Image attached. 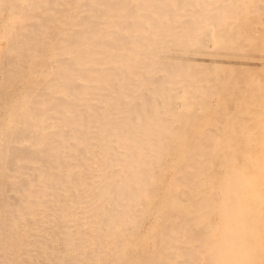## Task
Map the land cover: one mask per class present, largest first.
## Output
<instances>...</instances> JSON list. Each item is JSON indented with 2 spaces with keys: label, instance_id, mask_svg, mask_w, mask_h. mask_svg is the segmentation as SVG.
I'll list each match as a JSON object with an SVG mask.
<instances>
[{
  "label": "bare ground",
  "instance_id": "bare-ground-1",
  "mask_svg": "<svg viewBox=\"0 0 264 264\" xmlns=\"http://www.w3.org/2000/svg\"><path fill=\"white\" fill-rule=\"evenodd\" d=\"M261 14L0 0V264H264Z\"/></svg>",
  "mask_w": 264,
  "mask_h": 264
},
{
  "label": "rangeland",
  "instance_id": "rangeland-1",
  "mask_svg": "<svg viewBox=\"0 0 264 264\" xmlns=\"http://www.w3.org/2000/svg\"><path fill=\"white\" fill-rule=\"evenodd\" d=\"M264 19V16L261 14L260 16L256 17V21L258 22H261L262 20ZM255 21V22H256ZM249 23H246L244 24V26H241L242 28L241 29H244L245 31V34L247 35H254L255 34V31L253 29H251L249 26ZM3 45V44H2ZM4 46V45H3ZM243 53L247 56L248 54L250 55L252 53V51L249 49V48H245L243 49ZM220 60H223V61H228V62H231V63H245V62H248L250 61L247 57H243V56H237V55H233V54H230L229 52L225 53V54H222V56L219 57ZM248 59V60H247ZM227 67H233V69H236L235 72L238 71V67L239 66H235V65H230V66H227ZM229 68H225V71H227ZM245 68V67H243ZM244 71H247V69L245 68ZM240 72L242 73L243 71L240 70ZM243 75V73H242ZM245 75V74H244Z\"/></svg>",
  "mask_w": 264,
  "mask_h": 264
}]
</instances>
